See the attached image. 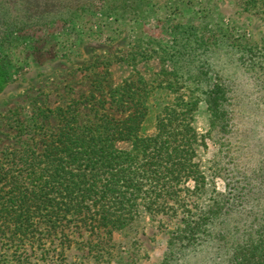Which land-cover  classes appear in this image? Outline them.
<instances>
[{
    "label": "rangeland",
    "instance_id": "obj_1",
    "mask_svg": "<svg viewBox=\"0 0 264 264\" xmlns=\"http://www.w3.org/2000/svg\"><path fill=\"white\" fill-rule=\"evenodd\" d=\"M0 7L19 24L36 20L0 32L9 68L0 89V177L11 169L0 179L2 195L14 175L31 187L27 164H15L28 149L43 151L65 125L123 116V94L147 98V134L158 115L192 108L199 171L165 203H132L121 230L96 237L81 229L63 249L48 229L56 223L68 232L59 226L66 220L40 208L24 220L26 233L0 231V264H226L223 246L242 241L251 221H264L260 0H0ZM217 81L230 95L224 131L212 129L204 100Z\"/></svg>",
    "mask_w": 264,
    "mask_h": 264
},
{
    "label": "trees",
    "instance_id": "obj_2",
    "mask_svg": "<svg viewBox=\"0 0 264 264\" xmlns=\"http://www.w3.org/2000/svg\"><path fill=\"white\" fill-rule=\"evenodd\" d=\"M260 5L264 6V0H260ZM26 10L24 8L25 13ZM25 17L29 21L24 19L19 24L9 18L8 10L0 7V32L36 22L31 16ZM246 50L247 56L253 57L252 47ZM242 56L246 54L243 52ZM8 79L9 68L0 55V89ZM262 90L264 94V88ZM228 91L220 81L204 91L212 129L224 131L228 126ZM179 99L185 102L183 97ZM119 100V106L125 107L123 116L116 118L108 114L96 126L65 125L54 132L43 151L32 147L27 150L30 154L26 152V157L15 162L27 164L26 169L31 170L27 175L32 180L31 187L20 185L18 180H24L20 174L11 176V183L15 182L11 193L2 195L0 190V199L4 198L0 207L1 232L26 233L29 228L23 230L24 220L44 208L50 218L58 215L66 220L59 226L65 225L68 232L64 229L58 232L56 223L48 229V236L54 234L63 249L71 246V235L81 229L96 237L121 230L132 203H160L159 197H163L165 203L167 196L177 193L179 183L199 176L195 161L198 139L192 108H174L163 116L158 115L155 132L147 134L145 122L149 109L145 95L123 94ZM8 161L14 163L13 158ZM3 170L0 179L8 180L11 169ZM199 223L187 226L190 234ZM250 223L242 241L223 246L226 264H264V221Z\"/></svg>",
    "mask_w": 264,
    "mask_h": 264
}]
</instances>
